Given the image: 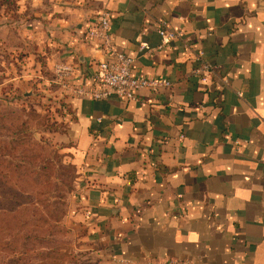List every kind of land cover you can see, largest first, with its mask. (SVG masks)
Masks as SVG:
<instances>
[{
	"label": "crops",
	"instance_id": "1",
	"mask_svg": "<svg viewBox=\"0 0 264 264\" xmlns=\"http://www.w3.org/2000/svg\"><path fill=\"white\" fill-rule=\"evenodd\" d=\"M102 10L132 73L171 86L139 102L65 88L68 225L105 264H264V0H0V50L13 38L47 72L69 62L70 84L93 86L103 53L87 33ZM161 23L179 38L163 43Z\"/></svg>",
	"mask_w": 264,
	"mask_h": 264
},
{
	"label": "rangeland",
	"instance_id": "2",
	"mask_svg": "<svg viewBox=\"0 0 264 264\" xmlns=\"http://www.w3.org/2000/svg\"><path fill=\"white\" fill-rule=\"evenodd\" d=\"M12 15L9 13L5 17L6 22L14 21ZM2 21H5L4 18L0 19V22ZM13 46L12 38L10 47L3 53L0 50V141L11 142L17 139L12 134L17 130L21 139L37 144L34 148L37 149L36 154L44 156V161L49 157L53 158V151L57 152V158L50 160L57 169L47 171L46 174L48 180L62 186L63 198L60 205H55L50 210L60 214L57 222L54 221L55 215H48L44 206L36 204L33 209L31 205L21 210L18 227L10 221L11 219L5 222L0 218V229L3 231L0 232V264H14V260H17L16 264H105L103 258L95 255L94 248L87 247L83 241L84 230L78 225L71 227L65 219L77 176L76 167L72 162L74 145L67 138L68 104L64 93L66 89L55 83L57 78L51 70L47 72L40 53L27 48L28 55L25 56V52L19 53ZM31 51L34 55H29ZM16 156H20V153ZM60 166L63 167L62 171ZM33 167L37 168L38 164ZM61 174L64 176L65 187L59 180ZM52 192L54 191L47 192V189L43 188L40 193L38 189L33 193L37 199H41V204H51L55 201ZM27 194L30 195V201L31 190H28ZM34 203H38V200ZM5 204L7 203H0V214L2 209L15 208L11 202L8 206H4ZM42 219H45L47 224L38 221ZM37 223L35 226L43 231L48 224L54 225L55 228L50 231L52 235L49 232H37L36 228L28 232Z\"/></svg>",
	"mask_w": 264,
	"mask_h": 264
},
{
	"label": "built area",
	"instance_id": "3",
	"mask_svg": "<svg viewBox=\"0 0 264 264\" xmlns=\"http://www.w3.org/2000/svg\"><path fill=\"white\" fill-rule=\"evenodd\" d=\"M111 16L108 10H102L97 16L96 22L87 36L100 46L103 59L99 62L97 72L93 76V86L76 87L70 84L74 73L73 64L69 62L55 63L52 68L53 76L57 78L56 83L63 88H69L71 94L77 97L93 100H102L108 97L128 102H139L137 94L142 90L157 91L169 88L170 82L159 78H144L132 73L131 67L133 59L127 55L117 52L113 48L110 31ZM157 33L163 43L174 41L179 38V34L168 29L165 23L159 25ZM140 51L145 50V46L139 47ZM201 54L197 56L198 66L192 71L194 77H198L205 82L210 67L201 60ZM225 84V82H224ZM116 264H138L132 263L127 259L112 257L111 260ZM145 264H180L173 261Z\"/></svg>",
	"mask_w": 264,
	"mask_h": 264
},
{
	"label": "trees",
	"instance_id": "4",
	"mask_svg": "<svg viewBox=\"0 0 264 264\" xmlns=\"http://www.w3.org/2000/svg\"><path fill=\"white\" fill-rule=\"evenodd\" d=\"M12 134L17 139L12 140L11 142L0 141V203L6 202L7 204H5L4 206H8V204L11 202L12 205L15 206V208H12L10 210L2 209L0 218L5 222L11 219L10 221L14 223L15 226H17V224L20 223L18 217L21 215V210H25V206L31 205L33 209L34 205L36 204L38 206H44V208H46L45 213H47L48 215H55L54 221L57 222L58 216L60 214L52 213L50 210L53 208V206H58L61 204L60 201L63 198L62 186L50 181V179L48 180L46 174L47 171L50 172L51 170L57 169V167H55L53 163H50L51 159L57 158V152L53 151V158L49 157L50 155H46V157L49 158L44 161V156L36 154L37 149H34L35 146H37L36 143L29 141L28 143L27 141L21 139L20 133L17 130L12 132ZM17 153H20V156H16ZM37 164V168L33 167V165ZM62 168L63 167L60 166V171H62ZM53 175L54 174H52V176ZM63 177V174H61L59 180L63 183L64 186ZM43 188H46L47 192H50L51 190L54 191L52 193L54 195L53 199H55V201H53L51 204H41V199H37L36 194L33 193L37 189L38 193H40V190ZM28 190H31L30 201H28V198L30 196L27 194ZM35 200H38V203H34ZM23 218H25V216ZM38 221L43 222V224H47L45 219H42V221ZM35 225H38V223L34 224V227H31L28 232H31L34 228H36L37 232H49V234H51L50 231L55 228L54 225L48 224V226L43 231L40 227H37ZM13 226H11V228H13ZM1 231L2 230L0 229V232ZM15 262H17V260H14V264H16Z\"/></svg>",
	"mask_w": 264,
	"mask_h": 264
}]
</instances>
